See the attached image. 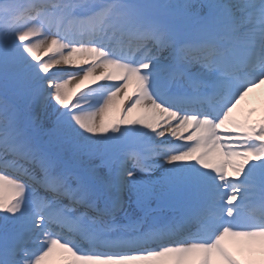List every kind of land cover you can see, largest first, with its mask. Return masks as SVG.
Wrapping results in <instances>:
<instances>
[{"label":"snow or ice","instance_id":"1","mask_svg":"<svg viewBox=\"0 0 264 264\" xmlns=\"http://www.w3.org/2000/svg\"><path fill=\"white\" fill-rule=\"evenodd\" d=\"M261 85L264 0H0V264H264Z\"/></svg>","mask_w":264,"mask_h":264},{"label":"bare ground","instance_id":"2","mask_svg":"<svg viewBox=\"0 0 264 264\" xmlns=\"http://www.w3.org/2000/svg\"><path fill=\"white\" fill-rule=\"evenodd\" d=\"M72 83L74 84L75 81H73ZM261 98H264V85H261L253 93L249 94V97L246 99V101L242 103V110L246 111L248 108H256L258 111L256 116H253V119H257L260 114L259 109L261 108ZM173 143H176V141H173ZM60 264H62V262H60Z\"/></svg>","mask_w":264,"mask_h":264},{"label":"rangeland","instance_id":"3","mask_svg":"<svg viewBox=\"0 0 264 264\" xmlns=\"http://www.w3.org/2000/svg\"><path fill=\"white\" fill-rule=\"evenodd\" d=\"M46 58V57H45ZM83 87V86H82ZM131 91V90H130ZM60 259L59 258H57V260H56V264H60Z\"/></svg>","mask_w":264,"mask_h":264}]
</instances>
